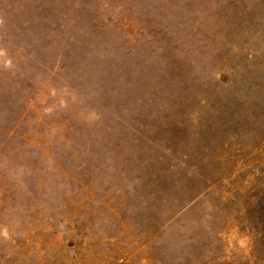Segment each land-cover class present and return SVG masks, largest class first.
Masks as SVG:
<instances>
[{
	"label": "rangeland",
	"instance_id": "obj_1",
	"mask_svg": "<svg viewBox=\"0 0 264 264\" xmlns=\"http://www.w3.org/2000/svg\"><path fill=\"white\" fill-rule=\"evenodd\" d=\"M0 264H264V0H0Z\"/></svg>",
	"mask_w": 264,
	"mask_h": 264
}]
</instances>
